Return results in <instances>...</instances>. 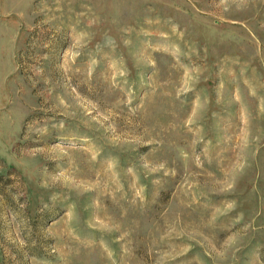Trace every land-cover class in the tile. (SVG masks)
Instances as JSON below:
<instances>
[{
    "label": "rangeland",
    "instance_id": "rangeland-1",
    "mask_svg": "<svg viewBox=\"0 0 264 264\" xmlns=\"http://www.w3.org/2000/svg\"><path fill=\"white\" fill-rule=\"evenodd\" d=\"M0 264H264V0H0Z\"/></svg>",
    "mask_w": 264,
    "mask_h": 264
}]
</instances>
